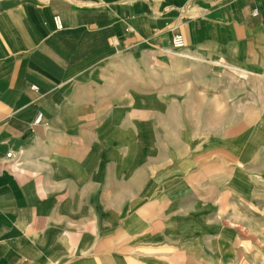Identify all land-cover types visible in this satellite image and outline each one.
Returning <instances> with one entry per match:
<instances>
[{"label":"crops","instance_id":"1","mask_svg":"<svg viewBox=\"0 0 264 264\" xmlns=\"http://www.w3.org/2000/svg\"><path fill=\"white\" fill-rule=\"evenodd\" d=\"M262 213L264 0H0V264L227 261Z\"/></svg>","mask_w":264,"mask_h":264},{"label":"rangeland","instance_id":"2","mask_svg":"<svg viewBox=\"0 0 264 264\" xmlns=\"http://www.w3.org/2000/svg\"><path fill=\"white\" fill-rule=\"evenodd\" d=\"M157 149L150 150L151 157H157L158 155ZM177 152L175 154L176 158H180L186 155L187 150H172ZM253 215V214H251ZM262 223L264 224V213ZM254 220V219H253ZM252 220V221H253ZM235 255H233V259L231 260H223V261H191V262H182V264H264V243L261 244H253L250 241L246 240L245 243H239L235 248Z\"/></svg>","mask_w":264,"mask_h":264},{"label":"built area","instance_id":"3","mask_svg":"<svg viewBox=\"0 0 264 264\" xmlns=\"http://www.w3.org/2000/svg\"><path fill=\"white\" fill-rule=\"evenodd\" d=\"M253 13L254 14L256 13V9L253 10ZM54 21L56 22L57 25H59V17L58 16L54 17ZM184 45H185V42H184V38H183L182 34L176 33L172 36L171 47L173 50H175L176 52H179L184 47ZM33 87L36 88L35 86H33ZM41 119H42V115L39 113L35 118V122L40 123ZM6 156L10 157L11 152H8L6 154Z\"/></svg>","mask_w":264,"mask_h":264}]
</instances>
